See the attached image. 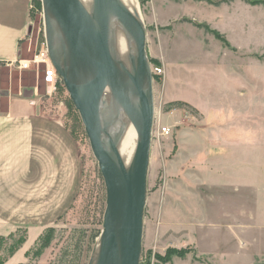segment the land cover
Here are the masks:
<instances>
[{"label":"rangeland","instance_id":"rangeland-1","mask_svg":"<svg viewBox=\"0 0 264 264\" xmlns=\"http://www.w3.org/2000/svg\"><path fill=\"white\" fill-rule=\"evenodd\" d=\"M254 1L134 0L146 29L154 96L139 264H264V3ZM221 7L228 17L218 31L206 21L215 25ZM30 19L19 60L47 50L41 2L33 3ZM223 65L227 76L249 78L248 95L216 87ZM17 67L12 77L35 91L39 111L73 136L80 164L72 206L44 229L23 264H88L105 210L97 162L59 77L61 84L48 90L44 64ZM0 73L4 87L6 71ZM49 228L52 240L43 248ZM25 236L13 234L1 258Z\"/></svg>","mask_w":264,"mask_h":264},{"label":"water","instance_id":"water-1","mask_svg":"<svg viewBox=\"0 0 264 264\" xmlns=\"http://www.w3.org/2000/svg\"><path fill=\"white\" fill-rule=\"evenodd\" d=\"M49 60L78 113L105 186L102 230L88 264H139L147 175L154 122L146 29L120 0H40ZM124 31L133 52L131 70L115 57L111 22ZM136 132L128 167L110 133L118 116Z\"/></svg>","mask_w":264,"mask_h":264},{"label":"crops","instance_id":"crops-1","mask_svg":"<svg viewBox=\"0 0 264 264\" xmlns=\"http://www.w3.org/2000/svg\"><path fill=\"white\" fill-rule=\"evenodd\" d=\"M32 6L33 0H0V69L6 71L5 85L0 87V257L13 234L26 232L23 245L1 264L25 262L26 251L44 229L72 206L79 175L73 136L56 117L39 111L35 91L12 77L30 30ZM219 9L214 10L220 15L216 24L206 22L221 31L228 7ZM220 68L223 75L216 78L218 89L248 95V77L244 83V76H227V65ZM232 139L224 140L233 146ZM240 142L247 145L245 140Z\"/></svg>","mask_w":264,"mask_h":264},{"label":"bare ground","instance_id":"bare-ground-1","mask_svg":"<svg viewBox=\"0 0 264 264\" xmlns=\"http://www.w3.org/2000/svg\"><path fill=\"white\" fill-rule=\"evenodd\" d=\"M85 5L91 6L92 0H81ZM125 7L130 11L138 14L139 19H141L138 11L136 10L134 0H120ZM142 20V19H141ZM111 31L113 36V50L115 57L120 65L125 69L131 70V58L133 57V52L131 45L122 30L121 26L117 22H111ZM107 108H109V116L113 117L117 114L118 119L115 120V125L110 128V133L114 135L116 139V147L119 152L120 158L125 165L128 167L136 147V132L132 124L120 115L115 109L112 102L109 100L107 103Z\"/></svg>","mask_w":264,"mask_h":264},{"label":"built area","instance_id":"built-area-1","mask_svg":"<svg viewBox=\"0 0 264 264\" xmlns=\"http://www.w3.org/2000/svg\"><path fill=\"white\" fill-rule=\"evenodd\" d=\"M35 63L44 64V69H43L44 84L47 87H54L58 80V76L49 60L47 50H43L39 52L38 56H36V58L32 61L31 60H26V61L19 60L17 65H18L19 70H30L31 65ZM156 71H159V70H156ZM161 133L166 136L169 134V129L162 128Z\"/></svg>","mask_w":264,"mask_h":264},{"label":"trees","instance_id":"trees-1","mask_svg":"<svg viewBox=\"0 0 264 264\" xmlns=\"http://www.w3.org/2000/svg\"><path fill=\"white\" fill-rule=\"evenodd\" d=\"M36 2V4H37V6L38 7H40V0H38V1H36V0H33V3H35ZM254 2H256L255 4H262V3H264V0H255ZM257 2H260V3H257ZM61 84V82L60 81H58L57 82V85L56 86H58V85H60ZM70 106H71V104H70ZM71 109H72V106H71ZM53 229H51V228H49V229H47V232H45V235L42 237V238H40V243L42 244V246H43V248L45 247V246H47L49 243H50V241L52 240V236H53ZM24 238L25 237H22V238H19L18 240H17V242H16V246H13L12 248H10L11 250V252H13L18 246H20L21 244H22V242L24 241ZM42 247H41V249H39V250H37L36 252H34L33 253V255H38V254H40V252L42 251V249H43ZM173 253H177V252H173ZM28 255V254H27ZM5 259H2L1 257H0V264L4 261Z\"/></svg>","mask_w":264,"mask_h":264}]
</instances>
